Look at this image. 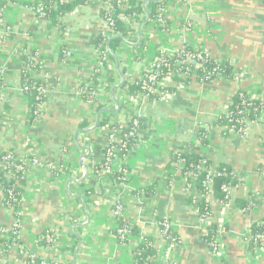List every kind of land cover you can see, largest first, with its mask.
<instances>
[{"label": "crops", "instance_id": "0c3cea01", "mask_svg": "<svg viewBox=\"0 0 264 264\" xmlns=\"http://www.w3.org/2000/svg\"><path fill=\"white\" fill-rule=\"evenodd\" d=\"M167 4L171 36L156 33L151 25L142 29V38L138 31L129 36L131 45L141 42L138 46L121 41L117 55L125 79L142 74L154 58L155 46L171 37L174 45L200 49L215 61L229 59L236 80L194 82L186 85L173 103L151 109L147 116L151 128L143 135L136 153L129 159L117 158L113 165L115 171L129 170L127 186L119 192L106 178L101 187L96 185L98 195L91 197L86 196L84 188L90 185L92 167L101 162L106 146L107 130L100 122L124 119L131 106L125 86L114 92L122 106L119 113L102 112L99 121V113L80 94L81 82L97 62L95 48L104 25L99 9L88 5L66 14L62 18L66 27L63 38L60 30L49 27L47 21L40 22L39 30L34 31L37 21L31 7L17 2L7 5L1 37L9 54L5 83L10 107H0V152L12 150L20 160L41 157L64 170L55 176L49 167L27 162L21 240L30 253L48 257L39 237L45 230H53L56 241L50 258L61 264H134V251L142 237L153 239L157 256L162 259L171 244L157 219L168 218L181 239V244L170 252L175 264H264V249L249 251L242 237L249 226L264 220V176L254 172L264 165V114L245 137L224 139L221 131L212 128V147L201 152L197 148L199 126L213 123L236 91L259 92L264 98V0H182ZM184 19L191 28L180 29ZM28 31L34 34L26 38L24 33ZM146 41L148 47L143 45ZM24 43L42 55L50 74L44 116L36 128L27 124L28 98L19 90V56L12 53ZM62 45L67 46L70 55L64 61L59 60ZM121 83L120 69L113 60L105 86L110 111H118L111 91ZM84 121L88 126L80 128ZM190 144V152L206 155L216 165L233 166L243 184L232 196L250 199L253 206L244 213L233 204L224 207L212 201L214 222L229 229L224 233L225 259L211 254L200 241L204 224L184 187L178 182L175 187L168 183L167 163ZM154 184V190L145 195ZM137 191L141 193L136 195ZM115 201L121 202L124 219L140 232V236H130L125 243L115 235ZM14 218L13 211L4 206L0 191V225L12 226ZM7 264L26 263L14 250L7 256Z\"/></svg>", "mask_w": 264, "mask_h": 264}, {"label": "trees", "instance_id": "16d2710c", "mask_svg": "<svg viewBox=\"0 0 264 264\" xmlns=\"http://www.w3.org/2000/svg\"><path fill=\"white\" fill-rule=\"evenodd\" d=\"M21 0H0V22L5 14V9L9 3H14ZM104 1V0H99ZM94 0H74V1H61L57 0V4H55V0H34L28 1L23 0L22 4L32 7L35 11L40 9L41 13H37V18L39 21H47L49 23V27H57L60 30L61 37L64 38L65 36V25L62 24V18L69 13L75 12L79 8L86 7L93 3ZM168 0H162L160 2L156 0H148V6L150 8L149 13V21L145 23V19H141L137 17L138 24H141L145 27H148L150 24L153 23V20L158 16V10L164 7L167 4ZM115 9V25L114 30L117 34L122 35L124 37L127 34L124 32L123 23L118 19L120 15L129 16L132 14H138L143 11L142 7V0H128V8L121 9L116 2H111ZM100 16L103 18L110 17L109 14L104 11L100 10ZM39 28L36 25L34 27V31H38ZM30 36L33 33H29ZM2 39L0 37V43ZM104 43L103 37L101 34L98 36L96 47L100 49V51H104L105 48L102 45ZM121 45V40L119 38H113L109 42V47L111 52L116 53L119 46ZM28 49L27 44L25 43L21 49H18V52L21 53V58L24 62H26L32 70L36 73H41L45 71V67L43 65H39L36 63L35 58L40 57V55L36 51H32L30 54H27L26 51ZM186 50L188 52L193 51V47L187 45ZM68 49L67 46L62 45L60 49V61H64L68 57ZM113 59V58H112ZM166 64L163 65L160 69L162 75L167 74L169 71L174 70L178 71L182 69L184 72L187 73V79H179L174 77L175 84H192V83H199V84H207L214 80L223 78L227 81H234L236 80V71L234 65L231 63L229 59L224 58L221 61H215L208 57L204 60L203 69H199L197 73H195L194 77L191 72L187 71L184 66H177L175 65L176 59H167L165 57ZM122 72L125 74V69L123 68ZM109 75V74H108ZM145 79L144 81L140 79H136L133 84H129L126 80L124 87L126 86L128 93L136 96L138 94H147L148 101H158L159 97L157 95H153L152 93L148 92V87L145 86V83L148 84V79L150 73H144ZM152 75V73H151ZM110 80V79H109ZM108 80V81H109ZM162 80V77L160 78ZM27 81V82H26ZM2 83V78L0 76V84ZM27 83L28 91H27V98H28V115H27V124L30 127H35L39 124L41 118H39L36 114L38 110V105L45 104L47 102V95L41 92L43 88L46 87V83L41 82L37 79H31L30 74L26 67H22L21 69V84L25 86ZM95 85H98V82H95ZM83 86H80V90H82ZM157 88H162V86L157 85ZM163 90L167 91L168 94L173 95L177 91V86L171 85L162 88ZM1 98V94H0ZM84 102H88L90 100L87 96H82ZM1 103V101H0ZM6 109L9 108L8 105H4ZM122 108V106H121ZM96 111L102 112L103 107L98 106L95 108ZM264 112V98L261 97V93H255L253 97L249 92L239 89L233 95L231 102L225 108V110L218 115L216 120L209 125H201L198 128L197 132V140L200 146L203 148H211L212 144L210 142V129L216 128L221 131V136L224 139H228L233 135L239 137H245L250 130V125L255 124L259 121ZM108 124V120L103 119L100 122V126H106ZM88 126V122L84 121L80 124V128H85ZM131 129L130 124L126 127L125 132ZM127 142V155L135 154L140 143L137 139H128ZM192 144L188 145V147L184 150L177 151L172 159L167 163L166 169L171 171L174 169L173 165L180 160L184 162V168L181 171V178L184 181L185 188L189 194L190 203L196 208L199 217L203 218L206 223V234L200 235V241L208 248L211 254L216 257L225 259L226 258V248L224 245L225 240V232H228V226L224 225L222 227L218 226L213 219L215 217L212 203L208 200L211 198L213 202H216L222 206L229 205L232 203L236 208L240 211L246 213L251 208H253L250 199L235 197L233 198L229 191L227 190L228 187L237 189L239 186L243 184L242 181L237 179V175L235 173V169L233 166L229 164H215L209 157L203 158L201 154L196 152H190V148ZM13 156H16L14 152L11 151ZM133 154V155H134ZM8 153L4 152L0 154V159L7 158ZM92 158V157H91ZM104 163V162H103ZM102 164H97L93 167L94 174L98 175L96 180H91L90 185L92 186L90 189H86L85 193L86 196H96L98 195V191L96 189V185L98 184L99 187L102 185V181L106 178H110L113 183L115 184L117 190L121 192V182L126 178L122 175V173L114 171L111 174H100L101 169L103 167ZM17 165H23L20 161L17 162ZM203 168V169H201ZM129 171V170H128ZM209 171L216 172V176L212 178V185L211 189H209L206 185L207 179L209 176ZM192 173L194 175L195 184L194 190H191V179L188 177V173ZM254 172L258 174H263L264 172V165L258 166ZM52 173L55 176L61 175L58 169H52ZM14 176L10 179H7L4 173H0V188L2 190V201L6 208H13L16 211L22 208V198L24 194V187L26 185V176L24 171H16L14 170ZM172 173H170L171 175ZM175 179L180 180V177H175ZM16 180H19L20 186L16 185ZM130 181V178L127 179ZM80 184L83 185V182ZM154 184L150 189H147L145 195H149L150 192L154 190ZM197 193L198 196H195L194 193ZM136 195H139L141 191L134 192ZM119 222L124 224L123 218L119 217ZM158 223H161L163 220L158 218ZM3 225H0V228H3ZM223 229V234H220V229ZM129 237L130 236H140V232L138 227L134 224L130 225L129 229ZM250 235V240L246 241V245L249 251L255 250L257 248H261L262 242L261 237H264V220L260 222L253 223L249 230L247 231ZM115 235L119 239H121L117 235V231L115 230ZM48 237H54L53 230H45L39 237V244L42 245L46 250H48V257L37 256L35 259V264H43L44 262H52L50 258V250L53 247L47 243ZM128 237V238H129ZM173 237L179 242L180 237L174 233ZM126 239L124 242H127ZM145 244H139L134 251V259L136 264H146L150 263V259L157 256L156 249L153 247V239L151 237H144ZM13 244L23 245L21 238H17L15 235H11L9 239H3L0 237V247L5 245L6 247L12 246ZM26 264H31L29 259H26Z\"/></svg>", "mask_w": 264, "mask_h": 264}, {"label": "built area", "instance_id": "2783aa9c", "mask_svg": "<svg viewBox=\"0 0 264 264\" xmlns=\"http://www.w3.org/2000/svg\"><path fill=\"white\" fill-rule=\"evenodd\" d=\"M22 1L23 0L17 1V3L22 4ZM28 1H30V0H28ZM61 1L71 2L74 0H61ZM170 1H182V0H168V2H170ZM111 2L112 3L116 2L119 5V8H121V9H127L129 7L128 6V0H104V1L94 0V2L90 4V5L97 6L99 9V13H100V10H104L110 16L106 19L101 17L103 19L104 25H103L102 29L100 30L99 34H101V36L103 37L104 43L102 45L104 46L105 50L100 51L99 48H97V47L95 48V53H96V57H97L96 65H95L94 69L84 79V81L81 82V85H80V86H83L82 90H80L81 96L84 95V96L89 97L90 100L86 103L89 104L94 109L97 108L98 106H102L103 109H107L108 104H109V96H108V93L106 92L105 86L108 85L107 84V78H108V74L110 73V63L113 60H115L112 56L115 55L118 58V55H117L118 50L116 53L111 52L110 47H109V42L113 38H116L117 36H121L124 39V41L122 42L124 45H125V43H128L131 45L130 41L128 40L129 36L133 35L136 31H143L142 29H147L149 27L148 26V27L144 28L143 25L138 24V22H137V17L138 18L141 17V19L144 18L146 20L148 17V14L150 13V8L148 6V0H142V7H143L142 12H140L138 14L134 13V14L129 15V16L120 15L118 17V19L123 23L124 30H125L124 32L127 34V36L124 37L122 35L117 34L113 28L115 25L116 17H115V9L113 8L114 6L111 4ZM55 4H57V0H55ZM167 5L168 4H166L164 7L160 8L158 10V16L153 20V23L150 25H152V27L154 28L156 33L161 34V35L171 36L173 33L169 29L170 28V22L167 21V18H166L167 12H168V6ZM6 9H7V7H6ZM6 9H5V14L3 15V18L0 22V37L2 36L1 35L2 28L6 27V23L4 22V18L6 16ZM34 12H35V14L41 13V10L40 9H38L36 11L34 10ZM36 21H37L36 22L37 24H35V26L36 25L39 26L40 22H46V21H39L37 18V15H36ZM179 27H180V29L186 30V29L191 28V24L188 23V19H184V21H181L179 23ZM29 33H33V32L28 31V32L24 33L25 34L24 36L26 38L31 37L29 35ZM170 38L164 42L159 43L157 46H155L154 58L151 61L149 67L142 74H140L138 77L132 76V77H130L129 80L126 79L129 84H133L136 79H140V80L144 81L145 76H146V75H144V73L149 72L150 76L148 79V84L145 83V86L148 87V92L152 93L153 95H157L159 97V100L158 101H148L147 100V98H148L147 94H138L136 96L129 94V102H130L131 106L128 109V114L126 115V117L124 119L118 120V121L111 119V118L108 120V124L105 126L106 130H107V134H106V138H105L106 146H105L104 151H103L102 160L99 163V164H102L104 162L100 174H111V173H113L115 171L113 165H114V162L117 158L125 160V159H129V158L133 157L134 153L132 155H127L128 150H127L126 140L137 139L138 142L141 143L143 135L145 133H148V131L151 128V125L148 123V118H147V116H149V111L151 109L156 108L157 106L159 107L160 105L166 103L168 99L172 98L175 95V94H173V95L168 94L167 91L163 90L162 88L167 87V86H171V85H175V86H177V91H178L183 85H186L183 83L182 84H175L176 82L174 81V77H177V78L183 79V80L187 79V73L184 72L182 69H180L178 71L171 70L167 74L162 75L160 69L163 65L166 64L165 57L167 59H176L174 64L177 66H181V65L184 66L187 69V71H189V72H191V74H193V77L199 69L204 68V66H203L204 60H206L208 57H210L206 52H204L200 49H196V48H193V51L188 52L186 50L187 44L174 45V43L171 41ZM1 39H2V41L0 43V76L2 78V83L0 84V94H1L0 107L6 109L4 107V105H8L10 107L9 101H8L9 100L8 86L5 83V77H6L7 71H8L9 54L5 48V39L3 37H1ZM148 43L149 42L146 41V44L143 43V45L145 47H148ZM23 45L21 47L16 48L12 52L14 55L19 56L18 59L20 62V67H19V74L17 75V80L19 82V90L25 96L27 95V91H28L27 83L25 84V86H23L21 84V69L24 66L28 70V73L30 74L31 79H37L43 83H46V87L43 88L41 90V92L48 96V94H49L48 92L50 91L51 86L49 85L50 74L47 71L45 59L42 57V55H40L39 52L36 51L40 55V57L35 58L36 63L39 65H43L45 67V71H42L41 73H36L34 70H32V68L26 62H24L22 60L21 53L18 52V49H21L23 47ZM27 46H28V44H27ZM31 52H32V50H30V48L28 46L26 53L30 54ZM68 56H70V55L68 54ZM151 73H152V75H151ZM161 77H162V80H160ZM96 81L98 82L97 86L95 85ZM157 85L162 86V88L161 89L157 88ZM250 94L253 97L255 96V93H250ZM45 105H46V103L38 105V110L36 111V114L39 118H41V120L39 121V124L37 126L32 127V128H36L40 125V123L43 119V116H44V109H45L44 106ZM263 114H264V112L262 113V115ZM218 115L215 117L214 120H216ZM98 120L100 121V118ZM129 124L131 126V129L129 131L125 132V129ZM253 125L254 124L250 125V127ZM211 130L212 129H210V132H211ZM241 138H243V137H241ZM197 148L199 149L198 151H200V152L208 150V148H203L202 146H200V144ZM11 151L12 150L5 151L8 153L7 158L5 157V159H3V160L0 159V173H4L7 177V179H10L12 176H14L15 175L14 170H16V171H24L25 176H26V180H27V171H28L27 162L28 161H30V163L32 162L34 164L47 166L50 168V171H52V169H58L61 173V170H63L60 165L57 166L53 162L48 161V160L41 158V157H31L29 160L28 159L20 160V159H18V157L15 153L14 154L16 156H13L11 154ZM12 152H14V151H12ZM1 153H4V152H0V154ZM201 156L203 158L208 157V156L202 155V154H201ZM18 161H20L23 165H17ZM95 165H97V164H94L93 167ZM173 167H174V169H172L171 171H168V174H167L169 185L171 187H175L176 183L178 182L179 184L178 183L177 184L184 187L187 194L190 195L189 194L190 192H188L186 190L185 185H184V181L181 178V171L184 168L183 160H180L179 162L175 163L173 165ZM201 169H203V168H201ZM117 172L122 173V175L126 178L125 180H122L121 188L124 186H127V184L129 183V181L127 180L129 178L128 171L126 169H123V170H119ZM170 173H172V174L170 175ZM235 173L237 175V179L240 180V176H239L238 172L235 171ZM216 175H217L216 172L209 171L210 177L206 181V185L209 189H211V185H212V178L211 177L216 176ZM261 175L264 176V172ZM176 176L180 177V180L175 179ZM188 177L191 179V185H190L191 190H194V187H195L194 186V184H195L194 175L190 172V173H188ZM97 178H98V175L94 174V171L92 170V173H90V176H89V180H91V179L96 180ZM15 184L20 186L19 180H16ZM91 187H92L91 185H86L84 190L90 189ZM240 187L241 186H239V188ZM227 190L229 191L231 196H232L233 192L235 191V189L231 188V187H228ZM0 191L2 193L1 188H0ZM194 195L198 196V194L196 192L194 193ZM208 200L212 203L211 198ZM230 204H232V203H230ZM226 206L224 205V207H226ZM8 209L12 210L14 213V217H15L14 223L12 226L3 225L4 227L0 228V237L3 239H9L11 237V235H13V236L15 235L17 238H21V231L23 229V224H24L23 209L21 208L17 211L13 208H8ZM114 213H115V218L117 221V228H116L117 235L121 239V241L124 242L129 237L128 229H129L130 225H132V223H130L124 219V217L122 215V204L120 201H115ZM118 216L123 218L124 224L121 225V223L119 222ZM161 219L163 221L161 223H158V225H159V228H160L163 236L171 244L170 249H169V252L166 254V257L159 259L158 256H156V257L150 259V263H146V264H175L173 261L170 260L171 259L170 252L173 251V249L176 246L181 244V239L178 242L176 240V238L173 237V234L176 232H174L173 224L171 223V221L168 218H161ZM213 222H214V219H213ZM200 223L204 224L203 226H201V229H202L201 234H206L207 233V229H206V223L207 222L203 218H200ZM249 228H250V226L246 229V232L242 235V237L244 238L245 241L251 239L249 233L247 232L249 230ZM220 230H221L220 234H223L224 233L222 231L223 229L221 228ZM47 240H48L47 241L48 244H50L51 246L54 245V243L56 241L55 232H54V237L53 238L48 237ZM261 242H262L261 249H264V237L263 238L261 237ZM145 243H146V241H144V237H142V241L140 242V244H145ZM152 245H153V243H152ZM153 247H154V245H153ZM14 250H17L19 257L25 263H26V259H29L31 261V264H35V259H36L37 255L30 253L29 251H27L24 248L23 245H19V244H13L12 246H9V247L2 245L0 247V264H7V256L10 254V252H12ZM43 264H61V263L52 260V262H50V263L44 262ZM134 264H136L135 259H134Z\"/></svg>", "mask_w": 264, "mask_h": 264}, {"label": "water", "instance_id": "95a60500", "mask_svg": "<svg viewBox=\"0 0 264 264\" xmlns=\"http://www.w3.org/2000/svg\"><path fill=\"white\" fill-rule=\"evenodd\" d=\"M156 1L160 2V1H162V0H156ZM149 18H150V16H149V14H148V17H147L145 23H148ZM138 32H139V36H140V38H142L141 31H138ZM116 38H119L122 42L124 41V39H123L121 36H117ZM140 43H141V42H140ZM140 43H138L137 45H130V44H128V43H125V45H127V46H131V47H136V46H138ZM112 57L116 60V62H117V64H118V67H119V69H120V76H121V78H122V83H121L119 86L114 87V88L112 89V91H111V97H112V99L116 102V104L118 105V109H117L118 111L116 112V111H110V110H108V109H103L102 112H106V113H109V114H113V115H114V114L119 113V111L121 110V105H120L119 101L114 97V92H115L116 90H120V89L124 86V84H125V82H126V79H125L124 74H123L122 71H121V63L119 62L118 58H117L115 55H113ZM102 112H99V114H98V119L100 118V115H101ZM97 127H98V125H97ZM97 127H96V128H97Z\"/></svg>", "mask_w": 264, "mask_h": 264}, {"label": "rangeland", "instance_id": "374dc122", "mask_svg": "<svg viewBox=\"0 0 264 264\" xmlns=\"http://www.w3.org/2000/svg\"><path fill=\"white\" fill-rule=\"evenodd\" d=\"M149 26H151V25H149ZM186 85H183L176 93H175V95L172 97V98H170V99H168L167 100V102H166V104H170V103H173V101L177 98V96H178V94L182 91V89L185 87ZM165 105V103L164 104H162V105H160V106H164ZM214 130L215 131H220L219 129H217L216 130V128H214ZM199 146V144L197 145V147Z\"/></svg>", "mask_w": 264, "mask_h": 264}]
</instances>
